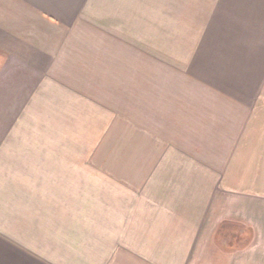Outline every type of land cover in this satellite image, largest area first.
Listing matches in <instances>:
<instances>
[{"label": "crops", "instance_id": "obj_1", "mask_svg": "<svg viewBox=\"0 0 264 264\" xmlns=\"http://www.w3.org/2000/svg\"><path fill=\"white\" fill-rule=\"evenodd\" d=\"M141 9L0 0V264H264V0L156 74Z\"/></svg>", "mask_w": 264, "mask_h": 264}, {"label": "rangeland", "instance_id": "obj_2", "mask_svg": "<svg viewBox=\"0 0 264 264\" xmlns=\"http://www.w3.org/2000/svg\"><path fill=\"white\" fill-rule=\"evenodd\" d=\"M206 1L207 0H118L119 7L128 6L137 11V7H142L144 15L143 24L139 26L127 25L129 29L126 31L116 33L127 34V37L143 39L144 44L149 46L134 47L135 54L140 56L141 51L148 50L150 56V71L154 74L160 69V66L165 65V70L173 69L175 63L173 62L172 42L174 38H190V25L205 24L206 23ZM201 7L202 10L199 8ZM122 11V10H121ZM136 16H134L135 18ZM141 17V16H139ZM124 37V36H123ZM133 49V48H132ZM183 49V47H182ZM131 50V48H127ZM122 47H118L117 54L121 55ZM184 53V50H182ZM165 56V63H159L162 56ZM159 56V57H158ZM160 60V61H159ZM138 69H141V63L137 64ZM184 66V64H182ZM161 70V69H160ZM157 79H151L150 86H156ZM140 86V85H139ZM136 101H140V96H135ZM136 117V113L134 114ZM94 146L87 144V149Z\"/></svg>", "mask_w": 264, "mask_h": 264}]
</instances>
